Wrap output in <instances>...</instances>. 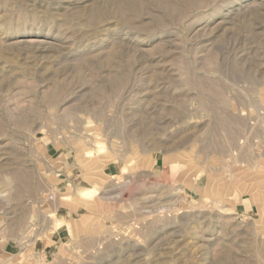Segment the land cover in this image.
<instances>
[{"label": "rangeland", "instance_id": "1", "mask_svg": "<svg viewBox=\"0 0 264 264\" xmlns=\"http://www.w3.org/2000/svg\"><path fill=\"white\" fill-rule=\"evenodd\" d=\"M0 264H264V0H0Z\"/></svg>", "mask_w": 264, "mask_h": 264}, {"label": "bare ground", "instance_id": "2", "mask_svg": "<svg viewBox=\"0 0 264 264\" xmlns=\"http://www.w3.org/2000/svg\"><path fill=\"white\" fill-rule=\"evenodd\" d=\"M88 163H91V161L90 162H88ZM93 175H95V179H97V180H102L103 178H104V176L106 175L105 173H104V171L102 170V169H100V170H93ZM93 177V176H92ZM241 181V180H240ZM233 185H234V183H233ZM245 185V184H244ZM235 186V185H234ZM244 187V186H243ZM235 188V187H234ZM242 191V190H241ZM253 191V190H252ZM230 194V193H229ZM233 194V193H232ZM237 194H238V192H237ZM255 194H256V192H255ZM256 199V198H255ZM239 201V200H238ZM256 202V207H257V211H258V214H260L262 211H263V208H262V205H263V203H262V201H261V199L260 198H258V196H257V200L255 201Z\"/></svg>", "mask_w": 264, "mask_h": 264}, {"label": "crops", "instance_id": "3", "mask_svg": "<svg viewBox=\"0 0 264 264\" xmlns=\"http://www.w3.org/2000/svg\"><path fill=\"white\" fill-rule=\"evenodd\" d=\"M244 200H246V199H242V201H244ZM242 201H241V203H239V205H237L238 207H236V208L241 209V211H246V210H248V208H249L250 210H252L253 207L256 208L255 203L245 204V203H243ZM248 211H249V210H248Z\"/></svg>", "mask_w": 264, "mask_h": 264}]
</instances>
